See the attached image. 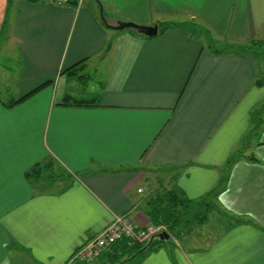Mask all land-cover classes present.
<instances>
[{
  "label": "crops",
  "instance_id": "1",
  "mask_svg": "<svg viewBox=\"0 0 264 264\" xmlns=\"http://www.w3.org/2000/svg\"><path fill=\"white\" fill-rule=\"evenodd\" d=\"M71 1L13 0L3 27L0 0L20 58L0 69V264H74L117 215L153 224L168 190L188 221L128 264H264V64L218 51L264 41V0H101L111 24H178L151 37Z\"/></svg>",
  "mask_w": 264,
  "mask_h": 264
},
{
  "label": "trees",
  "instance_id": "2",
  "mask_svg": "<svg viewBox=\"0 0 264 264\" xmlns=\"http://www.w3.org/2000/svg\"><path fill=\"white\" fill-rule=\"evenodd\" d=\"M31 1H43V0H31ZM101 4L103 2L99 0ZM13 0H8L7 2V8H6V14H5V20L3 27L6 26L7 20H8V15L11 10ZM72 2V1H71ZM72 3H75L74 1ZM104 15L106 16V12L104 11ZM106 25V24H105ZM178 25L176 22L173 21H165L161 23L159 26L161 30L163 31L164 29L169 28L170 26H175ZM193 28L201 31V28L195 25H192ZM260 48H262V51H264V41H258V42H251L249 44H237V43H227L226 45L223 46V48L218 49V51H235V52H252L259 54L260 56L262 55ZM264 58V55H262ZM77 65V64H76ZM76 65L73 67H70L66 69V72L69 73H76L75 68ZM259 85L264 84V71H261V74H259V78L257 80ZM39 88L33 90L32 92L24 95L23 97L13 100L10 103H5L7 106H13L17 104L18 102L24 100L25 98L29 97L33 93H35ZM44 173L43 167L41 164H35L33 168L29 171H27V177H39ZM225 178H223L222 183L224 182ZM183 199L180 198V195L174 191V190H168L165 192L163 196L160 197L159 200L155 201L152 205H149L148 208L145 209L146 214L148 215L151 223H153L156 226H160L162 224L166 225V229L168 231H173L176 232L177 229L183 226L184 222L188 221L187 218H185V212L183 213L181 207H183ZM188 206H186L184 209H187ZM186 211V210H185ZM187 213V212H186ZM148 240L141 242V243H136L133 245H129L127 240H119L117 241L118 247L117 251L119 249V252L121 253L122 259H128L132 255L138 253L142 247L147 243ZM143 252V251H142ZM139 253L138 255L142 254ZM136 255V256H138ZM135 256V257H136ZM133 259V258H132ZM130 260V259H128ZM127 260V261H128Z\"/></svg>",
  "mask_w": 264,
  "mask_h": 264
},
{
  "label": "built area",
  "instance_id": "3",
  "mask_svg": "<svg viewBox=\"0 0 264 264\" xmlns=\"http://www.w3.org/2000/svg\"><path fill=\"white\" fill-rule=\"evenodd\" d=\"M53 3H68L71 0H48ZM139 193L143 188L138 189ZM167 230L164 226L149 224L145 228L137 229L130 217L125 214L117 215L105 228L95 236L90 237L74 253L72 261L82 264H92L104 251L119 240H127L129 245L141 243L154 233Z\"/></svg>",
  "mask_w": 264,
  "mask_h": 264
},
{
  "label": "water",
  "instance_id": "4",
  "mask_svg": "<svg viewBox=\"0 0 264 264\" xmlns=\"http://www.w3.org/2000/svg\"><path fill=\"white\" fill-rule=\"evenodd\" d=\"M100 14H101V18L103 22L108 27L116 29V30L132 29V30L137 31L138 33H141V34H144L150 37L157 35L159 31V25L157 23L152 24V25H147V24H140V23H137L131 20H121L117 24H111L108 21L107 17L104 15L103 4H101ZM169 238H170V233L167 230L154 233L153 235L150 236L148 242L142 247V249L138 253L132 255L128 259L134 258L136 255H138L139 253L147 249L155 239L168 240ZM128 259H125L124 261H127Z\"/></svg>",
  "mask_w": 264,
  "mask_h": 264
},
{
  "label": "rangeland",
  "instance_id": "5",
  "mask_svg": "<svg viewBox=\"0 0 264 264\" xmlns=\"http://www.w3.org/2000/svg\"><path fill=\"white\" fill-rule=\"evenodd\" d=\"M85 3H92L94 5L101 8V3L99 0H86ZM99 5V6H98ZM108 19V18H107ZM4 40L5 39H2L0 41V69H4L6 71H9L8 69L11 70V72H13V69L16 70L17 68L15 67V65L17 64V61L20 59L18 57V53L15 51H13L10 46H6V43H4ZM262 55H264V51H261ZM261 55V59H262V63L264 64V58L263 56ZM8 67V68H7ZM84 81V80H83ZM1 84V83H0ZM2 90L0 89V94H1ZM4 96H8V95H5L3 94ZM82 95V94H80ZM90 94H85V96H88ZM82 97V96H80ZM175 234H178L175 232ZM121 255L119 254L118 256H116L117 259H115L112 263L113 264H128L130 263V260L128 261H124L125 259H122L120 258ZM115 258V257H114ZM105 261V260H104ZM74 264H80V262L78 261H75Z\"/></svg>",
  "mask_w": 264,
  "mask_h": 264
}]
</instances>
